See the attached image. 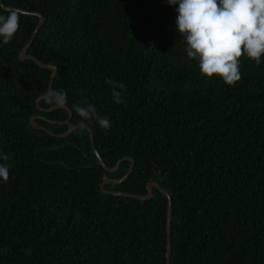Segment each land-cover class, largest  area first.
Instances as JSON below:
<instances>
[{
  "label": "trees",
  "instance_id": "16d2710c",
  "mask_svg": "<svg viewBox=\"0 0 264 264\" xmlns=\"http://www.w3.org/2000/svg\"><path fill=\"white\" fill-rule=\"evenodd\" d=\"M20 10L19 30L0 38V264H165L171 203L169 264H264V57H241L234 85L208 78L187 57L167 0H2ZM12 10L0 7V15ZM63 108L39 111L36 100L51 71ZM111 79L123 83L116 103ZM95 106L110 127L86 121L95 156L73 105ZM44 110L50 106L44 98Z\"/></svg>",
  "mask_w": 264,
  "mask_h": 264
},
{
  "label": "clouds",
  "instance_id": "9594fccd",
  "mask_svg": "<svg viewBox=\"0 0 264 264\" xmlns=\"http://www.w3.org/2000/svg\"><path fill=\"white\" fill-rule=\"evenodd\" d=\"M176 7V29L183 37L187 57L198 62L202 75L219 77L225 84L234 85L241 79L240 61L242 56L255 61L257 65L264 57V0H167ZM20 14L16 10L7 16L0 15V38L3 43L11 41L19 30ZM112 86L116 103H122L123 83L107 79ZM44 100L54 107L67 105L63 91L49 89ZM73 110L81 117L83 127L86 121L96 120L100 127L108 129L110 121L98 114L92 104H75ZM0 159L7 161L6 154ZM0 179L7 182L9 169L0 164Z\"/></svg>",
  "mask_w": 264,
  "mask_h": 264
},
{
  "label": "water",
  "instance_id": "95a60500",
  "mask_svg": "<svg viewBox=\"0 0 264 264\" xmlns=\"http://www.w3.org/2000/svg\"><path fill=\"white\" fill-rule=\"evenodd\" d=\"M0 7L4 10H14L12 8H8V7H5L2 3V0H0ZM19 12H22L20 10H17ZM32 15H35L38 17L39 21L35 27V29L33 30V33L30 37V40L28 41V43L25 45V47L22 49V51L20 52L19 54V59L22 60V61H25V60H32L34 61L38 66H40L41 68L43 69H47L49 71H51V74H50V78H49V85H48V88L47 90L51 89L52 88V83H53V79L54 77L56 76L57 74V70L55 67L51 66V65H47V64H44L43 62H41L38 58L32 56V55H28L27 54V51L31 45V43L33 42L35 36H36V33L38 31V29L41 27V25L43 24L44 22V19H43V16L39 13H31ZM46 90V92H47ZM44 95V94H43ZM43 95H41L35 102L36 104V108L39 110V111H50V110H54V109H57V108H60V107H52L50 109H47V110H44L40 107V102L42 101L43 99ZM64 110H66L68 112V117L65 121L63 122H55V121H52V123H58V124H66L69 119L71 118L72 116V112L71 110L64 106L62 107ZM41 117H38L36 115H33L29 118V123L31 126H33L34 128H37V129H40V130H43L45 132H47L48 134L50 135H53V136H56V137H66L68 136L69 134H71L75 129H78V128H84L88 131L89 133V138H90V142H91V146H92V149H93V152L95 154V156L97 157L100 165L103 166L104 169L112 172V171H116L118 170L119 166H120V163L124 160H128L130 162V165L128 167V170L127 172L124 174V176L119 179V180H112V179H106L104 180L101 184H100V191L102 193H105V194H111V195H117V196H124V197H131V198H136L138 200H148V199H151L153 197V189L156 188L158 189L160 192H162L168 199L170 198V195L169 193H167L166 191H164L156 182H148L147 185H146V190H147V193L145 195H137V194H133V193H125V192H117V191H107L104 189V185L107 184V183H111V184H118L120 183L121 181L125 180V178L130 174V172L132 171L133 167H134V160L131 158V157H123L121 158L116 164L114 167L112 168H109L107 167L103 161L101 160L100 156H99V153L97 152L96 148H95V145H94V135H93V132L91 130V128L87 125L84 124V126L82 127L80 124L78 125H75L73 127H71L70 129H68L65 133L63 134H54L52 133L50 130L46 129L45 127L41 126L40 124H38L35 120L36 119H39ZM170 214H171V203L170 201L168 202V206H167V223H166V235H167V248H166V254H165V264H169V258H170V252H171V236H170Z\"/></svg>",
  "mask_w": 264,
  "mask_h": 264
}]
</instances>
